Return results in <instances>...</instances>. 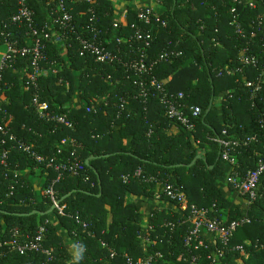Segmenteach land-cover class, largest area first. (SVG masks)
<instances>
[{"label": "trees", "instance_id": "obj_1", "mask_svg": "<svg viewBox=\"0 0 264 264\" xmlns=\"http://www.w3.org/2000/svg\"><path fill=\"white\" fill-rule=\"evenodd\" d=\"M45 1L31 0L38 19H43ZM161 1L165 6L161 17L167 26L152 28L145 77L163 81L169 94L183 92L187 111L200 108L192 131L182 130L167 118L158 97L150 95L145 102L134 97L138 87L133 83L132 71L121 65L98 63L90 53L80 54L74 39L71 46L62 49L44 42L45 57L40 66L46 68L55 63V70L37 79L39 98L48 101L55 113L66 114L73 120L72 128L41 118L33 109L32 90H24L25 79L17 71L25 66L26 76L31 73L30 54L17 57L10 67L0 71V109L7 113L9 134L48 158L59 148L63 155L57 157L63 160L72 159L70 153L74 152L83 167L74 176L68 170L36 162L8 136L3 145L0 142V154L3 149L8 150L6 165L0 163V264H67L69 258H75V264H125L124 253L135 261L153 251L163 254L155 264H187V225L176 226L169 240L171 233L163 235L164 228L158 225L163 220H174V216L164 209L158 210L156 204L151 208L154 183H142L135 178L128 183L122 181V175L137 167L162 182L180 187L190 203L212 208L211 217L224 225L245 215L251 218L250 223L237 226L226 245L214 243L209 236L208 248L192 249L201 254L199 264H264V175L257 186L256 199L247 207L245 197L226 183L232 170L243 174L259 154L264 155V74L261 88L254 95V88L246 85L248 80L256 82L264 69V23L252 24L257 11L228 0ZM65 4L73 14L84 13L82 17L75 15L76 18L87 20L93 15L98 24L107 27L106 35H112L110 25L115 9L110 0H65ZM0 9L2 19H7L9 12L16 9V0H0ZM234 13L241 16L244 37L236 33L231 23ZM128 23L140 25L133 9ZM11 29L16 30L15 26ZM252 30L254 34L249 37ZM126 31L131 32L129 26ZM13 38L18 39L19 46L26 44L20 32L16 31ZM247 44L249 51L260 59V65L244 67L242 73H227L226 67H242L239 58ZM109 47L115 50L113 44ZM131 48L130 42L122 44L125 59L128 53L132 54ZM165 50L182 54L150 66V61ZM75 99L85 100L90 111L84 106L77 108V103H72ZM253 134L257 140L243 144V139ZM65 137L74 138L81 146H60ZM215 138L239 141L234 147L238 167L232 168L221 158V145ZM197 155L200 157L196 158ZM36 168L40 169L42 184L32 181ZM49 185L72 217L61 216L55 209L46 213L52 207L50 197L44 193ZM37 188L43 190L39 199L35 198ZM33 210L38 212L27 215ZM152 211L156 230L150 236L156 242L145 247L140 236L148 232L145 225L151 224ZM76 214L88 223L87 228L75 221ZM40 225L47 228L43 246L51 249L49 261L44 253L19 254L3 244L10 238L11 228L33 235ZM74 243L79 247L75 252L71 250ZM238 245L242 250L235 248ZM217 248L223 249L221 256L216 253ZM110 250L116 252L112 257ZM211 253L214 262L208 258Z\"/></svg>", "mask_w": 264, "mask_h": 264}, {"label": "built area", "instance_id": "obj_2", "mask_svg": "<svg viewBox=\"0 0 264 264\" xmlns=\"http://www.w3.org/2000/svg\"><path fill=\"white\" fill-rule=\"evenodd\" d=\"M79 1H94V0H72V2ZM115 9L114 19L111 22L110 28L112 35H106L107 27L103 24H98L97 19L93 15L87 20L76 18L75 15L82 17V11L73 14L65 4V0H46L42 6V18L38 19L37 14L32 7L31 0H16V9L14 12H9L7 19H2L0 9V71L5 67H10L17 57H23L30 54V68L31 73L26 76L27 68L22 66L17 68L20 78L25 79L23 88L28 90L31 88L32 95L30 98L31 105L36 114L48 121H52L56 125H63L68 128L73 127V120L66 114L55 113L51 108L48 101L39 98L40 92L37 85L39 76H47L54 73L55 63L49 67L40 66V61L44 59V46L45 41L56 44L60 49L71 46V41H77L80 49V54L90 53L98 63H107L116 67L117 65L123 66L124 69L132 71L135 75L134 85L138 87L134 97L141 98L145 102L150 95L159 98L160 103L164 106L163 114L169 118L174 124L180 126L182 130L192 131L195 128V119H197L201 110L198 106L191 107L189 111L186 109L184 102L185 94L179 92L177 94H169L164 89V82L157 80L155 77L147 79V54L146 51L150 45L153 37L152 28L166 27L167 22L161 17V13L165 10L161 0H110ZM233 4L243 5L251 11H257L256 16L251 20V23L262 24L264 23V0H228ZM130 9L135 10L136 23H140L135 27L133 24L128 23V16ZM91 13L95 11L88 8ZM235 8H232L234 12ZM231 23L235 26V31L242 37L246 36L244 32L240 15L232 16ZM15 26L16 30L11 29ZM129 26L131 32L128 34L126 27ZM20 32L23 34V39L26 42L24 46H19L17 38H13L15 33ZM254 34L252 30L249 32V37ZM13 39H12V38ZM124 42L132 44L131 53H128V58L125 59L121 53V46ZM113 44L115 50H111L109 46ZM249 45L247 44L241 49L239 63L242 67L236 70L225 68L227 73H242L244 67L256 68L260 65V59L256 54L251 53ZM181 51L165 50L150 61V66L157 62L171 60L172 57L181 55ZM57 64V63H56ZM264 74V69L256 82L252 80L246 81L247 86H252L254 92L260 90L261 79ZM2 78L0 73V79ZM108 79L110 77H107ZM170 79V77L168 78ZM66 82V86H68ZM81 93V91H77ZM100 95L97 96L99 98ZM72 103L77 108L84 106L86 111H90L89 105L79 99H75ZM97 103L100 104V98ZM105 105V103H104ZM7 113L5 110L0 109V135H2L1 144L3 145L8 136V140L15 141L16 144L38 163L45 162L46 165L55 166L57 170H68L72 175L77 176L83 169L81 161L76 157L74 152H71V158L62 159L63 153L61 148L57 149L55 155L46 157L31 150V145H27L21 140H16L13 134H9L6 125ZM226 134V129L222 130V135ZM215 141L221 145V158L225 160L232 168L239 166L237 162V155L234 153V147L239 144L238 140L215 138ZM256 134L247 136L243 139V144L255 141ZM60 146L67 147H80L81 144L72 137H65L60 141ZM260 157L254 162V165L248 168L245 173H241L234 169L226 178V183L232 187L235 193L245 197L244 204L249 206L257 197V186L261 177L264 175V155L259 154ZM8 157V150L3 149L0 154V163L6 165ZM61 175V173L59 172ZM140 180L142 183L155 185L153 191L154 202H151V208L158 210L164 209L166 213L174 216V220H163L158 225L164 228L163 235L169 232V240L172 238V232L176 226L182 224L187 225V233L184 237V245L186 247L188 256L184 257L187 264H199L201 254L195 252L199 247L208 248L206 239L211 236L212 241L216 243L219 241L226 245L236 230L237 226L244 223H250L251 218L247 215L239 220H234L227 225L223 221L215 217H211L210 211L212 208L198 207L195 203H190L185 192L178 186L169 182H162L155 175L146 174L144 169L137 167L132 172L124 174L121 179L124 183H128L130 179ZM88 178L85 177V180ZM44 193L50 197L53 209L61 216L72 217V214L65 212V205L61 204L56 197L55 190L52 185L45 188ZM146 216V214H145ZM151 224H147L148 232L146 235L140 236L142 244L146 247L151 243L155 244L156 240L150 236L156 230V219H154V212H151ZM75 221L83 228H87L88 223L82 220L77 214L74 215ZM154 220V221H153ZM47 228L40 225L35 234H23L17 227L10 230V238L3 241V244L8 247L10 251H16L19 254L26 252H41L47 255V261L51 258V249L43 246V241L46 239ZM104 245V243H102ZM79 248L77 243H74L72 249L74 252ZM242 250L240 245L235 247ZM194 249V250H192ZM110 256L116 254L115 251L110 250ZM216 253L219 256L223 254V249L217 248ZM213 253L208 255L212 258ZM125 264H155L159 258H163L160 251H153L144 257H139L135 261L124 253ZM75 258H69L67 264H75Z\"/></svg>", "mask_w": 264, "mask_h": 264}, {"label": "crops", "instance_id": "obj_3", "mask_svg": "<svg viewBox=\"0 0 264 264\" xmlns=\"http://www.w3.org/2000/svg\"><path fill=\"white\" fill-rule=\"evenodd\" d=\"M32 181H34V183L36 184H42L43 183V180L42 178L40 177V169L39 168H36L35 169V172L34 174L32 175ZM37 187H39L37 185ZM43 194V190H40L39 188H37V190L35 191V198L36 199H39Z\"/></svg>", "mask_w": 264, "mask_h": 264}, {"label": "water", "instance_id": "obj_4", "mask_svg": "<svg viewBox=\"0 0 264 264\" xmlns=\"http://www.w3.org/2000/svg\"><path fill=\"white\" fill-rule=\"evenodd\" d=\"M199 157H200V155H197V156H196V158H199ZM196 158L190 163V165H192V164L195 162ZM88 160H89V159H87L86 162H88ZM69 194H70V193H69ZM69 194H68V195H69ZM66 196H67V195H66ZM52 210H53V207H51L46 213H48V212H50V211H52ZM37 212H38V211L33 210L32 212L27 213V215H28V214L37 213ZM41 214H44V213H41Z\"/></svg>", "mask_w": 264, "mask_h": 264}, {"label": "rangeland", "instance_id": "obj_5", "mask_svg": "<svg viewBox=\"0 0 264 264\" xmlns=\"http://www.w3.org/2000/svg\"><path fill=\"white\" fill-rule=\"evenodd\" d=\"M2 47L0 46V49H1Z\"/></svg>", "mask_w": 264, "mask_h": 264}]
</instances>
